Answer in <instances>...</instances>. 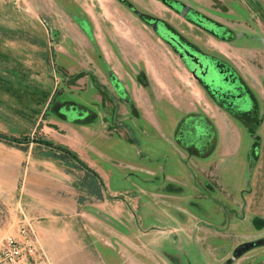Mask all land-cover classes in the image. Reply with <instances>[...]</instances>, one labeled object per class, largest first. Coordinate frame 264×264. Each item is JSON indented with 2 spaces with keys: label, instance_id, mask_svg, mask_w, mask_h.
Returning <instances> with one entry per match:
<instances>
[{
  "label": "rangeland",
  "instance_id": "374dc122",
  "mask_svg": "<svg viewBox=\"0 0 264 264\" xmlns=\"http://www.w3.org/2000/svg\"><path fill=\"white\" fill-rule=\"evenodd\" d=\"M157 22L231 67L232 89L197 79ZM242 96L261 116L264 0H0V167L42 149L81 192L60 230L21 214L38 240L25 264H264V121H240ZM71 119L99 134L75 143ZM92 139L105 177L60 143ZM3 189L0 250L18 233Z\"/></svg>",
  "mask_w": 264,
  "mask_h": 264
},
{
  "label": "crops",
  "instance_id": "0c3cea01",
  "mask_svg": "<svg viewBox=\"0 0 264 264\" xmlns=\"http://www.w3.org/2000/svg\"><path fill=\"white\" fill-rule=\"evenodd\" d=\"M60 121H57V123L66 125L69 132L74 135L75 143L77 140L80 142L81 139L78 137L80 133L86 132L89 138L99 134L98 128L95 129L87 124H78L83 122L82 120L71 119L73 123ZM53 123L56 122H48L46 131L51 139L55 137L52 135L51 129L55 125ZM106 137L108 136L106 135ZM93 142L94 139L86 143L91 147L90 150L89 148L79 150L67 141L60 143L75 150L81 159L104 176L101 170L105 171L107 167L104 166L105 164L99 165L98 160H102L101 157L106 153L102 149L103 145H94ZM106 145L109 146L108 140H106ZM41 150L30 148L25 155L26 162L24 166L10 163L3 164L0 167V197L7 192L3 188L9 186L10 198H7V203L9 204L10 218L13 222L11 227L12 230H15V234L19 231L18 222L22 218L21 214H26V212L29 213L28 217L34 221L40 233H45L47 230H60V220L63 221L65 218L81 214V192L77 188V184L75 185L76 177L74 173L68 170L59 160L41 154Z\"/></svg>",
  "mask_w": 264,
  "mask_h": 264
},
{
  "label": "flooded vegetation",
  "instance_id": "af4514ba",
  "mask_svg": "<svg viewBox=\"0 0 264 264\" xmlns=\"http://www.w3.org/2000/svg\"><path fill=\"white\" fill-rule=\"evenodd\" d=\"M195 17L194 14H189V19L193 20L192 17ZM156 32L160 33L161 35H164L167 41L171 43V45L174 47V49L179 53V55L182 57V60L185 62L189 70H191L194 74L196 72L197 79L201 80L203 84L209 86V88L216 89V87L220 86H228L230 89H232L231 80H234L235 74L231 71V67H228V65L217 61V58L192 46L187 41L183 39V37L179 36L173 29H171L167 24L157 22ZM231 72L232 75L229 73ZM241 86L242 84L238 82ZM237 86V84H236ZM246 87V86H245ZM248 90V89H247ZM230 94V93H229ZM237 94V93H236ZM242 99V100H241ZM239 103L246 100L247 107L246 109H243V106H237L232 105L233 109L244 114L240 115L241 122L244 123L245 120L248 118L255 120V122H263L264 121V111L262 112L261 116L263 119L261 120L260 116V108L261 106L257 107V99L254 98L251 99L249 97H246L245 100L243 99V96ZM245 106V105H244ZM231 108V106H230ZM252 123V121H251ZM247 126V125H246ZM251 129H254V126H250ZM195 134L187 135L186 138L181 136V139L185 141L186 145L189 146H197L198 148L206 147V145L209 142V134L204 133H198L197 136H194ZM192 139V142L195 141L196 143H192L190 140ZM194 144V145H193Z\"/></svg>",
  "mask_w": 264,
  "mask_h": 264
},
{
  "label": "built area",
  "instance_id": "2783aa9c",
  "mask_svg": "<svg viewBox=\"0 0 264 264\" xmlns=\"http://www.w3.org/2000/svg\"><path fill=\"white\" fill-rule=\"evenodd\" d=\"M31 226L22 223L17 235H11L7 238L6 245L0 250V264H25L28 257L35 255L37 239L33 238L34 228Z\"/></svg>",
  "mask_w": 264,
  "mask_h": 264
},
{
  "label": "trees",
  "instance_id": "16d2710c",
  "mask_svg": "<svg viewBox=\"0 0 264 264\" xmlns=\"http://www.w3.org/2000/svg\"><path fill=\"white\" fill-rule=\"evenodd\" d=\"M5 135L0 134V137H4ZM58 148H62L65 152L71 154L72 156H74V158L78 159L83 165L87 166L86 164H84V162L82 160H80V158L78 157V155L76 153H74L73 151H71L68 147L65 146H57ZM96 173V172H95ZM97 174V173H96Z\"/></svg>",
  "mask_w": 264,
  "mask_h": 264
},
{
  "label": "water",
  "instance_id": "95a60500",
  "mask_svg": "<svg viewBox=\"0 0 264 264\" xmlns=\"http://www.w3.org/2000/svg\"><path fill=\"white\" fill-rule=\"evenodd\" d=\"M195 74H196V72H195Z\"/></svg>",
  "mask_w": 264,
  "mask_h": 264
}]
</instances>
